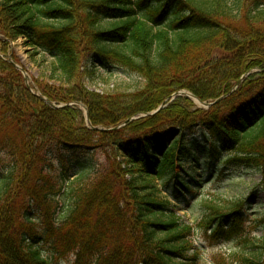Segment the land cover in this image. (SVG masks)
<instances>
[{
	"label": "trees",
	"instance_id": "16d2710c",
	"mask_svg": "<svg viewBox=\"0 0 264 264\" xmlns=\"http://www.w3.org/2000/svg\"><path fill=\"white\" fill-rule=\"evenodd\" d=\"M19 37L55 61L33 78L39 95L8 60ZM116 65L143 85L88 87L97 67ZM183 89L224 97L205 110L180 95L128 121ZM42 98L84 103L103 130L78 105ZM96 152L106 160L93 169ZM226 163L264 173V0H0V264H199L193 227L163 190L192 192L193 170L217 176ZM60 197L71 201L64 211ZM240 208L219 211L213 238L242 234ZM224 258L264 264L261 253Z\"/></svg>",
	"mask_w": 264,
	"mask_h": 264
},
{
	"label": "rangeland",
	"instance_id": "374dc122",
	"mask_svg": "<svg viewBox=\"0 0 264 264\" xmlns=\"http://www.w3.org/2000/svg\"><path fill=\"white\" fill-rule=\"evenodd\" d=\"M24 42L25 40L19 37L11 43L6 54L23 68V76L32 85L34 83L33 78L50 75V69L55 61L48 55L37 53ZM143 83V79L139 74L117 65L109 67L108 70L107 68L97 67L93 72V76L89 78V82L87 81L91 90L100 93H112L119 90L134 91ZM192 101L197 108L205 110L210 108L207 103L211 102L196 99H192ZM82 111L85 116L83 109ZM142 116L143 114H140L134 116V118ZM84 120L90 125L86 117H84ZM202 134V129H196L191 135L204 139ZM193 139L195 140V138ZM62 154L67 161L74 159L77 155L70 151H64ZM52 156L59 159L61 155L57 153L52 154ZM198 156L201 158L202 154L200 153ZM90 159L96 163L93 169L101 168L106 160L102 152H96L95 156L90 157ZM202 162L205 163L204 160ZM199 168L193 170L192 175L201 184L192 192L186 191L183 186H179V189H177L171 185L163 190V195L171 202V210L181 218L183 223L193 227L191 240L193 245L201 252L199 264H215L216 259L219 263H222L223 259L225 260L224 257L235 258L236 255L238 257H251L261 253L262 258H264V251L260 249L264 245V186L262 185L264 173L257 168L236 166L231 163L222 164L220 167L221 172L217 176L216 173L210 176ZM177 172H182V168L179 167ZM55 173L58 176L62 173L58 161L56 162ZM79 173L72 176L70 181L76 178ZM94 173L92 170V173L88 171L85 175L90 178L94 176ZM183 176H187V174L183 173ZM190 181L193 180L190 179ZM65 191L66 185L62 187L61 193ZM60 201L63 203L57 210L64 211L65 208L68 209L71 201L67 202L62 197H60ZM236 204H241L240 211L243 215L244 229L242 234L230 239L216 240L212 237L210 231L217 222L216 217H218L219 211L235 207ZM206 214L211 219L209 223L204 224L203 219ZM38 222L41 223L40 220ZM45 250H47V247ZM46 254L48 255V253ZM51 263L66 264V262H58L56 259H52ZM238 264L244 263L240 260Z\"/></svg>",
	"mask_w": 264,
	"mask_h": 264
},
{
	"label": "water",
	"instance_id": "95a60500",
	"mask_svg": "<svg viewBox=\"0 0 264 264\" xmlns=\"http://www.w3.org/2000/svg\"><path fill=\"white\" fill-rule=\"evenodd\" d=\"M14 65L18 68V69H20V70H22L23 71V69H22V67L20 66V65H18V64H16V63H14ZM26 81H27V83H28V80L26 79ZM238 84H239V82H238ZM238 84H236V86L238 85ZM235 86V87H236ZM234 87V88H235ZM180 94H186V95H188V96H190V97H193L194 99H196V100H198V101H201V100H199L195 95H193L192 93H190V92H187L186 90H182V91H180V92H178V93H176V94H174L173 95V97H175L176 95H180ZM48 104L50 105V106H52V107H54V108H58V107H60V106H58V105H56V104H54V103H50V102H48ZM208 104V106H210L211 104L210 103H207ZM80 105L84 108V109H86V111H87V107L84 105V104H82V103H80ZM165 106V103H163L156 111H154L153 113H156L157 111H159L161 108H163ZM87 117H88V111H87ZM88 119H89V117H88ZM133 118H131L130 120H132Z\"/></svg>",
	"mask_w": 264,
	"mask_h": 264
}]
</instances>
